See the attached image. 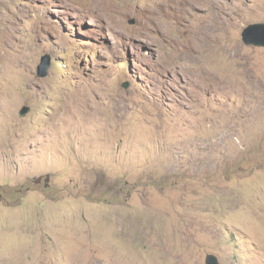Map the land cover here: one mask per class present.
Segmentation results:
<instances>
[{
	"label": "rangeland",
	"instance_id": "rangeland-1",
	"mask_svg": "<svg viewBox=\"0 0 264 264\" xmlns=\"http://www.w3.org/2000/svg\"><path fill=\"white\" fill-rule=\"evenodd\" d=\"M261 22L264 0H0V264H264Z\"/></svg>",
	"mask_w": 264,
	"mask_h": 264
},
{
	"label": "water",
	"instance_id": "water-1",
	"mask_svg": "<svg viewBox=\"0 0 264 264\" xmlns=\"http://www.w3.org/2000/svg\"><path fill=\"white\" fill-rule=\"evenodd\" d=\"M243 41L247 45H264V22L261 23H253L250 24L243 30L242 33ZM52 66V56L50 54H46L42 57V61L38 66V76L41 78L47 77L50 73V69ZM128 86V84H126ZM31 112L30 106H23L20 110V115L25 117ZM44 178L39 177L37 182H41ZM51 177L48 176L46 178V186H49ZM3 200V195L1 194L0 188V203ZM207 264H222L219 257L215 254L207 255Z\"/></svg>",
	"mask_w": 264,
	"mask_h": 264
},
{
	"label": "bare ground",
	"instance_id": "bare-ground-1",
	"mask_svg": "<svg viewBox=\"0 0 264 264\" xmlns=\"http://www.w3.org/2000/svg\"><path fill=\"white\" fill-rule=\"evenodd\" d=\"M211 52H212V51H211ZM205 57H206V56H205ZM205 57L203 56V60H204V61H207L208 58L206 59ZM128 85H129V84H128ZM125 87L127 88L128 86H126V84H125ZM125 256H126V255H125ZM127 256H128V255H127ZM14 262H15V261H14ZM23 264H24V263H23ZM138 264H141V263H138Z\"/></svg>",
	"mask_w": 264,
	"mask_h": 264
}]
</instances>
